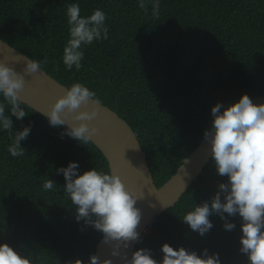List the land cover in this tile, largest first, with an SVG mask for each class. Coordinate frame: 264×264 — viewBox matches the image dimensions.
Returning <instances> with one entry per match:
<instances>
[{
  "label": "trees",
  "instance_id": "16d2710c",
  "mask_svg": "<svg viewBox=\"0 0 264 264\" xmlns=\"http://www.w3.org/2000/svg\"><path fill=\"white\" fill-rule=\"evenodd\" d=\"M0 0V38L41 62V68L66 85L81 83L95 99L116 111L136 132L147 154L155 183L162 186L203 141L211 127V109L264 95V0ZM76 3L81 17L96 9L105 13L107 38L82 45V67L68 70L63 49L70 38L67 5ZM47 58V63H43ZM21 102V101H20ZM11 131L0 126V244H7L31 264H89L103 238L101 232L77 221L76 209L65 194L58 168L79 165L82 175L94 168L111 174L104 153L92 142L62 135L45 115L21 102L27 116H11V105L0 94ZM223 111V109L221 110ZM31 126L20 142L24 155L7 151L15 132ZM47 179L55 182L44 190ZM212 158L186 193L156 215L137 242L135 251L149 249L162 261L164 244L178 250L219 255L221 264H248L239 249L241 218L224 229L218 215L204 236L183 223L195 205L211 202L218 184ZM223 201V197H222Z\"/></svg>",
  "mask_w": 264,
  "mask_h": 264
},
{
  "label": "clouds",
  "instance_id": "9594fccd",
  "mask_svg": "<svg viewBox=\"0 0 264 264\" xmlns=\"http://www.w3.org/2000/svg\"><path fill=\"white\" fill-rule=\"evenodd\" d=\"M139 7L147 13V5L140 0ZM159 0L152 4L153 15L159 14ZM67 17L70 38L63 49V63L68 70L73 66L79 70L84 53L82 45H90L94 40L106 39L108 29L104 26L106 19L102 10L96 9L89 17H81L80 7L76 3L67 5ZM26 66L24 74L0 63V94L11 105V116L23 120L27 114L20 107L19 93L25 86V75L35 74L41 70V62L24 57ZM43 63H47V58ZM98 105L95 93L81 83H74L66 89L65 94L57 99L44 113L49 125L58 128L68 124L69 120L79 121V125L69 126L65 133L75 140L88 143L96 135L95 127L89 128L86 121H92L98 115L95 107L89 111H79L89 102ZM223 109V111H221ZM73 115V113H77ZM213 117L211 127L203 134V140L211 145V158L215 163L216 173L227 177L226 183H219L211 202H203L194 207L183 217V223L191 230L204 236L213 224L209 217L218 215L224 221V229L232 231L236 225L229 223L227 217L239 216L241 238L239 251L247 256L248 264H264V104L255 105L248 95L224 107L217 103L211 109ZM0 126L11 131L13 122L5 115V105L0 103ZM31 132V126L15 132V139L7 151L13 157L22 156L25 150L20 142ZM79 165L69 163L66 168H58L57 174L65 179L64 192L76 209L77 221L83 220L103 235V242H115L111 255L121 257L120 249L128 248L129 242H139L137 228L141 222V211L135 207L137 197L126 190L118 175L106 174L95 168L78 173ZM55 185L47 179L44 190H51ZM223 197V201H222ZM227 214V217L225 216ZM162 261L152 258L149 249H139L131 258L121 257L125 264H221L219 255L209 256L207 249L202 253L189 252L183 247L174 250L168 244L161 248ZM0 264H31L30 259L21 256L7 244H0ZM68 264H82L80 260ZM89 264H101L96 255L89 257ZM103 264H112L111 260Z\"/></svg>",
  "mask_w": 264,
  "mask_h": 264
},
{
  "label": "water",
  "instance_id": "95a60500",
  "mask_svg": "<svg viewBox=\"0 0 264 264\" xmlns=\"http://www.w3.org/2000/svg\"><path fill=\"white\" fill-rule=\"evenodd\" d=\"M32 60L23 52L11 46L0 38V63L24 74L26 61L24 57ZM68 87L41 68L32 75H25V86L20 92L19 100L45 115L52 104L61 98ZM253 104H264V95L251 99ZM98 101V100H97ZM95 107L98 115L92 121H86L89 128L95 127L98 131L91 140L105 155L109 162L111 174L118 175L124 183L126 190L140 197L135 205L141 211V222L137 228L139 238L148 230L156 215L174 206L186 193L190 185L201 174L211 159V145L203 140L200 145L186 158L177 172L162 186L155 183L145 153L136 132L130 124L116 111L98 101V105L89 102L79 111H91ZM73 113V115L78 114ZM79 121L69 120L66 127ZM115 242L105 244L103 238L97 245L96 256L101 264L111 260L112 264H125L121 257L131 258L135 252L137 242H129L128 248L121 247V257L111 255Z\"/></svg>",
  "mask_w": 264,
  "mask_h": 264
}]
</instances>
